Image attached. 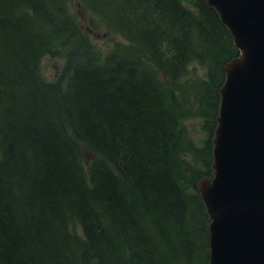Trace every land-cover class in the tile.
Wrapping results in <instances>:
<instances>
[{"label": "trees", "instance_id": "1", "mask_svg": "<svg viewBox=\"0 0 264 264\" xmlns=\"http://www.w3.org/2000/svg\"><path fill=\"white\" fill-rule=\"evenodd\" d=\"M78 2L127 44L103 56L68 0H0V264H209L196 184L229 30L205 0ZM46 54L64 58L55 81Z\"/></svg>", "mask_w": 264, "mask_h": 264}, {"label": "water", "instance_id": "2", "mask_svg": "<svg viewBox=\"0 0 264 264\" xmlns=\"http://www.w3.org/2000/svg\"><path fill=\"white\" fill-rule=\"evenodd\" d=\"M241 56L225 63L213 178L198 183L210 264H264V0H206Z\"/></svg>", "mask_w": 264, "mask_h": 264}, {"label": "rangeland", "instance_id": "3", "mask_svg": "<svg viewBox=\"0 0 264 264\" xmlns=\"http://www.w3.org/2000/svg\"><path fill=\"white\" fill-rule=\"evenodd\" d=\"M68 8L72 17L86 36L88 41L102 55L108 53L113 48L124 43L122 37L108 29V27L98 18L93 17L88 11L82 9L77 0H68ZM64 65V58L59 55H43L38 63L40 75L49 81L59 78L61 69ZM199 75L204 74V68L196 63L190 65ZM190 133L195 138H203L204 134L200 129L198 119H187L185 121ZM72 231L82 236L80 227L77 224L71 225Z\"/></svg>", "mask_w": 264, "mask_h": 264}]
</instances>
